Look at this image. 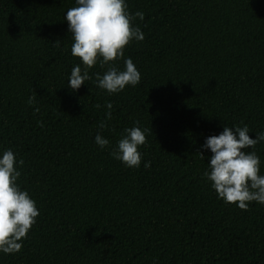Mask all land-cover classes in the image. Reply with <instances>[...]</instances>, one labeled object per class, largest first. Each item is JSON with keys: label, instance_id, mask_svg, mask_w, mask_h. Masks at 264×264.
Masks as SVG:
<instances>
[{"label": "trees", "instance_id": "16d2710c", "mask_svg": "<svg viewBox=\"0 0 264 264\" xmlns=\"http://www.w3.org/2000/svg\"><path fill=\"white\" fill-rule=\"evenodd\" d=\"M125 2L144 14L133 24L145 39L124 53L141 82L109 95L99 62L78 91L68 86L83 69L66 20L76 0H0V157L14 152L40 212L0 264H264V205L218 198L203 148L225 126L264 132V0ZM137 126L147 129L138 169L111 154ZM255 152L264 175V142Z\"/></svg>", "mask_w": 264, "mask_h": 264}, {"label": "clouds", "instance_id": "9594fccd", "mask_svg": "<svg viewBox=\"0 0 264 264\" xmlns=\"http://www.w3.org/2000/svg\"><path fill=\"white\" fill-rule=\"evenodd\" d=\"M76 4L68 9L66 20L74 40L71 53L82 61L83 69L80 65L73 67L68 79L70 89L76 92L85 85L91 79L89 70L98 62L101 68L107 66V70L102 76L96 75V86L109 95L123 92L127 86L139 85L141 73L132 59H124V53L134 40L145 39L141 29L133 24L137 17L143 21L144 14L138 11L133 16L125 0H76ZM59 44L57 41L56 45ZM121 59H124V70H120L116 63ZM35 100L33 95L27 103L33 106ZM106 107L109 109L107 120H111L113 105L109 102ZM39 111L36 107L34 114ZM136 124L139 125V121ZM106 126V122H101V128ZM146 132L147 129L142 130L139 126L125 129L117 147L112 150V156L128 168L138 169L142 161L138 148L145 145ZM260 142H264V132L257 133L253 139L246 125L225 126L219 136L208 137L203 145L212 153L209 171L204 176L211 182L218 198L244 211L252 202L264 205V175L260 174L261 160L255 152ZM95 143L103 150L108 147L109 140L97 134ZM198 153L205 158L202 152ZM23 163L21 159L20 166ZM16 164L14 152L10 149L4 151L0 157V252L4 254H17L22 250L23 241L40 215L36 202L17 183L21 172ZM150 166V161L144 164L145 168Z\"/></svg>", "mask_w": 264, "mask_h": 264}]
</instances>
